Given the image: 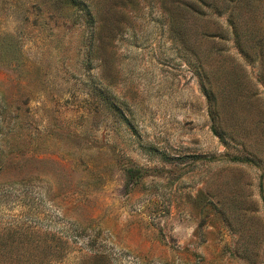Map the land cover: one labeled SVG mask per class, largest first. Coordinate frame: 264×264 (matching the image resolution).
Wrapping results in <instances>:
<instances>
[{
	"label": "rangeland",
	"instance_id": "1",
	"mask_svg": "<svg viewBox=\"0 0 264 264\" xmlns=\"http://www.w3.org/2000/svg\"><path fill=\"white\" fill-rule=\"evenodd\" d=\"M0 264H264V0H0Z\"/></svg>",
	"mask_w": 264,
	"mask_h": 264
}]
</instances>
